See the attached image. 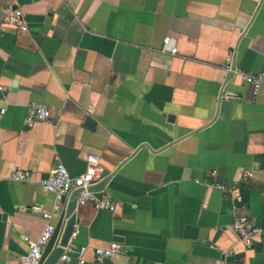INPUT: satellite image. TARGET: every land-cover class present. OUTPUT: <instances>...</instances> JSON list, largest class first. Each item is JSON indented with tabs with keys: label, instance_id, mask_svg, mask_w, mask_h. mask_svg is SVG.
I'll use <instances>...</instances> for the list:
<instances>
[{
	"label": "crops",
	"instance_id": "0c3cea01",
	"mask_svg": "<svg viewBox=\"0 0 264 264\" xmlns=\"http://www.w3.org/2000/svg\"><path fill=\"white\" fill-rule=\"evenodd\" d=\"M10 7L27 31L3 24ZM229 55L264 79V0H0V264L59 221L70 194L62 204L37 181L56 163L80 174L87 153L114 172L95 192L114 210L76 205L84 264L112 243L101 264H264V235L246 248L232 228L264 227V80L253 100ZM31 102L49 117L27 126ZM15 169L32 181L9 180Z\"/></svg>",
	"mask_w": 264,
	"mask_h": 264
},
{
	"label": "built area",
	"instance_id": "2783aa9c",
	"mask_svg": "<svg viewBox=\"0 0 264 264\" xmlns=\"http://www.w3.org/2000/svg\"><path fill=\"white\" fill-rule=\"evenodd\" d=\"M2 22L5 25L15 26L21 31H27V25L23 20L22 11L19 8H8L5 11ZM160 51L165 54L175 55L177 53L175 39L170 36L164 37ZM224 68L229 73L238 74L243 83L251 85L252 99L254 100L264 80L263 76L261 74H250L238 71L233 65L231 55L227 56ZM0 90H3L2 87H0ZM225 97L234 99L235 95L227 93ZM0 112H3V110H0ZM48 117L49 110L46 105L31 102L26 115V125L31 126L35 122L46 120ZM85 163L84 171L75 176H71L61 163H56L50 174L44 178H40L37 183L40 187L52 193L57 201H60L65 195L79 191L76 198L77 205L90 204L95 209L113 211L114 203L111 200L105 196L98 197L95 192L90 191V187L98 182L99 175L102 171L100 157L96 154L87 153L85 155ZM249 176V172L244 173V177ZM9 180L18 183H30L32 177L31 173L27 170L15 169L11 172ZM213 187L222 192H231L235 189V186L227 187L223 183H213ZM234 200L240 202L241 199L239 196H234ZM32 209L40 211L38 207H33ZM44 216H47V214L44 213ZM232 228L238 237V241L246 248L252 247L254 242L264 235V227L247 216L237 217L232 224ZM53 230L54 227L52 225H47L36 239L23 238V241L27 245V252L21 257L20 264L39 263L43 248L51 237ZM76 232L74 227L70 235V240L76 236ZM70 240L69 245L65 247L63 254L55 264H66L73 255L77 260V264L85 263L84 253L86 248L81 247L75 249ZM119 251L120 247L116 243H112L107 248H93L94 261L97 264H101L105 259L119 253Z\"/></svg>",
	"mask_w": 264,
	"mask_h": 264
},
{
	"label": "water",
	"instance_id": "95a60500",
	"mask_svg": "<svg viewBox=\"0 0 264 264\" xmlns=\"http://www.w3.org/2000/svg\"><path fill=\"white\" fill-rule=\"evenodd\" d=\"M86 127L92 128L94 122L86 117L84 121ZM114 176V172H109L103 169L99 175V180L96 184L90 187V191L98 192L111 180ZM79 191L70 193L67 202L64 204V196L61 198V203L64 204L60 209V217L57 225L55 226L53 233L46 245L43 248L41 258L38 264H55L60 256L63 254L66 246L69 245L70 235L75 227V208L76 198ZM64 220V227L61 229V224ZM60 235V236H59ZM59 236V240H57Z\"/></svg>",
	"mask_w": 264,
	"mask_h": 264
}]
</instances>
